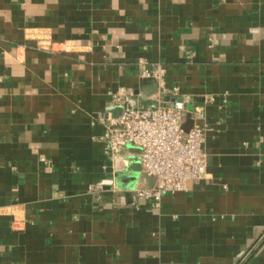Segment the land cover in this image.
Returning a JSON list of instances; mask_svg holds the SVG:
<instances>
[{
    "label": "crops",
    "instance_id": "1",
    "mask_svg": "<svg viewBox=\"0 0 264 264\" xmlns=\"http://www.w3.org/2000/svg\"><path fill=\"white\" fill-rule=\"evenodd\" d=\"M141 59L206 128L205 176L159 207L99 185L92 117L155 84ZM241 263L264 264V0H0V264Z\"/></svg>",
    "mask_w": 264,
    "mask_h": 264
},
{
    "label": "built area",
    "instance_id": "2",
    "mask_svg": "<svg viewBox=\"0 0 264 264\" xmlns=\"http://www.w3.org/2000/svg\"><path fill=\"white\" fill-rule=\"evenodd\" d=\"M141 77L151 79L158 86V98L149 105H132L130 94L121 88L113 96L114 103H122L125 108L118 118L107 116L100 119L105 126L103 139L106 151L116 155L127 145L139 147L142 171L155 178L151 188H139L137 197L152 199L159 207L167 193L186 191L193 181L202 179L208 167L205 150L206 128L196 121L202 116L201 109L191 112L194 120L192 128L186 132L185 107L165 102L163 96L170 94L181 97L179 89H166V68L162 62L139 60ZM211 100H215L211 97ZM185 104V101L183 99Z\"/></svg>",
    "mask_w": 264,
    "mask_h": 264
},
{
    "label": "water",
    "instance_id": "3",
    "mask_svg": "<svg viewBox=\"0 0 264 264\" xmlns=\"http://www.w3.org/2000/svg\"><path fill=\"white\" fill-rule=\"evenodd\" d=\"M121 88H124V86H120L118 89L108 92L105 107L102 111L93 115L92 124H101L104 127V131L99 137V141L102 143L104 156L113 164V177L108 181L101 182L99 185L115 189L118 197L124 198L126 204H131L142 200L137 197L136 190L139 188H151L155 182V178L148 176L142 171L140 159L141 150L139 147L129 144L116 155L106 151V142L102 138L105 132V126L100 122V119L106 118L107 116L118 118L122 114L125 105L122 103H114L113 101V96L116 95ZM157 94V84L148 85L143 87L142 90H137L136 95H130L128 100L132 105H137L140 102L149 105L152 101H155L158 98ZM163 99L165 102L175 103L178 108L183 109L185 107L183 98L181 97L176 98L170 94H166L163 96ZM185 117L186 122L184 123L183 128L188 132L194 125V120L191 117V112H186ZM250 254L251 253H249L248 256Z\"/></svg>",
    "mask_w": 264,
    "mask_h": 264
}]
</instances>
